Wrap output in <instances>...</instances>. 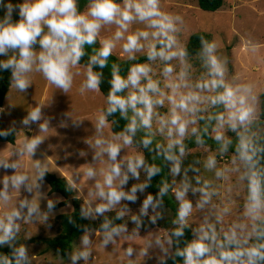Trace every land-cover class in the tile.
Masks as SVG:
<instances>
[{
	"label": "rangeland",
	"instance_id": "rangeland-1",
	"mask_svg": "<svg viewBox=\"0 0 264 264\" xmlns=\"http://www.w3.org/2000/svg\"><path fill=\"white\" fill-rule=\"evenodd\" d=\"M11 2L19 4L24 0ZM116 3L123 8L125 0H118ZM90 6V2H87L81 13L87 15ZM158 7L161 12L174 18L179 17L173 20L174 30L169 32L172 42L166 51L176 54L169 59L157 57L144 64L148 69L146 77H141L136 87L129 84L126 93L139 95V87L151 81L157 85L158 91L148 92V95L153 100H162V103H153L148 127L140 123V117L132 108H127L126 115L130 122L133 118L136 119L137 131L149 133L155 139L162 153L171 154L179 148L181 151L174 155L177 162L182 163L189 156L200 155L196 171H190L184 176L172 174L168 194L178 211L181 205V199L177 198L178 191H183L182 199L191 204L188 214L183 219L180 218L193 231L191 243L204 233L208 234L204 243L209 251L201 257L203 261L209 256L217 257L219 231L223 221L241 224L244 220L264 219V199H260L262 206L258 210H249V171L245 160L231 152L232 147L244 145L254 136H264V122L260 121L256 105L258 94L264 93V0H224L223 6L214 12L202 10L197 0H158ZM15 14L17 13L14 11L13 22ZM126 23V28H121L115 21L101 22L96 34L101 45L105 40H111L114 46L110 53L121 59H132L148 53L164 38L153 36L156 29L150 27L147 21L134 18ZM42 28L47 29L46 26ZM117 31L122 33L119 38L115 36ZM142 31L148 32V36L139 37L140 46L125 51L123 45L127 36ZM196 32L212 35L215 48L211 55L220 64L222 76L210 72L209 60L205 61L199 55L187 57L184 54L189 37ZM32 49L37 54L42 51L38 42L32 45ZM10 57H18V51L9 49L0 55V61H6ZM166 68L171 71H166ZM88 70L89 67L78 63L71 66L72 82L65 91L48 81L34 63L32 70L26 74L31 87L21 91L11 83L0 112L3 125L15 129L20 136L38 138L53 160H63V166L75 160H86L87 157L99 159L108 156L103 151L108 143L118 144V152L124 158L128 157L127 161L137 156L144 158L138 148L124 143V136L112 132L111 123L104 113V109L109 106L108 98L98 87H84ZM213 79L222 80L238 96H244L245 106L250 108L245 121L230 118L235 109L212 102L223 91L222 87L210 86L209 82ZM205 84L209 86L204 87ZM189 94L195 99L187 102L188 109L185 110L176 108L169 99L172 97L178 101L181 96ZM37 107L40 109V118L24 123L28 114ZM136 108L144 110V105L138 103ZM173 109L185 124L182 136L176 132V126L169 122L174 114ZM101 115L105 117V123L98 126ZM27 128L33 132L26 131ZM207 128L212 138L217 139L219 136L218 140L225 142V150L197 143L199 135ZM113 135L115 138H112ZM98 140L102 143L97 144ZM113 140L119 141L115 143ZM30 155L35 161L42 157L37 150L31 151ZM210 158L214 160L212 166L208 165ZM46 162H42V169L58 173L54 165ZM13 164L14 168L3 166ZM127 164L128 162L124 175L130 178L123 192L134 195L135 199L123 198L125 211L115 212L129 224L131 231L83 232L74 238L73 250L66 258H62L44 239L59 234L56 217L71 212L72 206L48 211L49 205L60 202L64 196L60 193L51 194L50 186L45 181L37 185L40 171L34 162L25 159L9 161V158H4L0 161V193H4L7 199L0 196V220H4L5 215L13 210L19 213V218L14 219L16 227L13 237L3 244H16L18 248L23 246L26 251L25 264H161L172 254L169 233L174 223V211L171 208H158L153 202L143 209L144 201L149 197L141 167L143 163L137 168L136 176L127 171ZM17 175H23L25 180L19 185H13L12 177ZM140 185L144 187L141 188ZM133 187H136L134 193ZM77 196L84 203V197L79 191ZM21 204L24 206L21 207ZM29 208L33 211L29 212ZM104 213L106 212L99 216ZM84 214L91 220L99 218L87 206L84 207ZM85 235L89 240L87 246L82 244ZM85 247L88 250L87 259L81 257L73 262L72 256Z\"/></svg>",
	"mask_w": 264,
	"mask_h": 264
},
{
	"label": "clouds",
	"instance_id": "clouds-1",
	"mask_svg": "<svg viewBox=\"0 0 264 264\" xmlns=\"http://www.w3.org/2000/svg\"><path fill=\"white\" fill-rule=\"evenodd\" d=\"M0 55L5 54L9 49L18 51V57H10L6 61H0V70L11 69L12 83L15 87L21 91L27 89L29 81L26 74L32 70L33 64L36 63L37 70L40 71L43 76L65 91L71 86L72 76L70 73V67L77 64L80 57L83 55V45L92 44L96 37L97 31L100 28L101 22L115 21L121 28H126L128 21L132 19H138L141 21H147L148 25L155 28L156 31L152 33L153 36H161L166 38L161 40L163 45L159 50L153 47L149 52V57L154 58L159 56L163 59H169L170 56L176 53H166L165 48L170 47L172 37L169 32L174 30V19L179 17H172L171 15L161 12L158 7V0H125L124 7L121 8L116 0H91V6L87 15L78 13L76 8V0H24L23 3L13 4L11 0H0ZM16 12L20 17L18 21H12L13 12ZM91 17V18H89ZM42 26H46L47 33L41 35ZM122 35L120 31L115 33V36L119 38ZM148 32L142 31L138 34H129L126 39V43L123 45L125 51H131L138 48L139 37H147ZM39 38V39H38ZM39 43L42 51L38 54L34 53L32 45ZM114 44L111 40H105L102 47L99 49L96 55L90 58V64H98L103 67L105 59L110 55V52ZM215 48L214 43H209L205 46V50L210 54L208 57L209 64L212 72L216 76H222V69L218 63L216 57L211 55ZM166 71H171L170 68H166ZM148 69L143 65L133 66L126 78H122L120 75L113 73L111 80V90L108 94L109 107L107 112L110 114L119 110L123 114L127 108H132L137 116L140 117V123L148 127L150 126V117L152 113L153 103H162V100H153L152 96L148 95V92L155 93L158 91L157 85L149 81L145 86L139 87L138 92L129 94L128 96L117 95L122 89L126 88L129 84L136 87L139 84L141 77H146ZM87 79L84 82V87L89 89H95L99 84V77L95 74L91 68H89ZM210 86L213 88L222 87L223 91L216 95L212 102L223 104L226 108L235 109L231 113L230 118L238 120L240 122L245 121L249 114L250 108L245 106V98L243 95H237L236 92L227 85L223 84V81L213 79L210 82ZM198 87L201 85H197ZM208 87L209 84L203 85ZM247 90V89H246ZM170 101L176 108L182 110L188 109V101L195 99L191 94L187 96H181L177 101L172 97H169ZM144 105V110L136 108L137 104ZM174 114L170 119V123L176 126V132L182 136L185 131V124L181 121L179 115ZM40 118V109L37 107L28 114V119L24 123H28V120L36 121ZM222 119V117H218ZM105 123V117L101 115L98 119V126H102ZM136 119L133 118L127 125V131L134 133L136 130ZM235 127V125H232ZM43 128V125H41ZM171 131V130H170ZM0 135L5 133L0 132ZM220 137L217 136V139ZM39 142L38 138L27 142L24 145L25 150L31 152ZM131 137L124 136V143H130ZM148 141H145L147 143ZM102 143L97 141V144ZM179 143V141H176ZM171 147V144L169 145ZM108 154L110 160H115L119 151L118 144L108 143L107 147L103 149ZM168 159H173L169 156ZM241 158L245 161H251V156L248 154L246 146L242 145ZM143 163L141 156L130 158L127 164V171L132 176L137 175V168ZM214 164L213 159H209L208 165ZM4 167H15V165H3ZM158 169H149V175H152ZM174 171H178V167L174 168ZM88 175H95L92 169L88 170ZM119 177V184H124L128 176L121 175L120 166L113 164L110 170L104 175L103 184L107 186V191L97 183L96 187L98 195L107 200V204L98 205L96 212H103L108 206L118 202L122 197L128 200H134V195H128L117 188L113 187L114 178ZM25 180L23 175H17L12 177L13 185H19ZM139 187L143 188L144 185ZM136 191V187L132 188V192ZM164 189H161L163 192ZM4 199L7 196L4 193H0ZM183 191L177 192V198L181 199V205L178 215L183 219L189 212L191 204L189 201L183 200ZM251 201L250 211L255 212L262 206V202L259 197V189L256 181H250V196ZM152 202V197L149 196L143 204V209H146L149 203ZM24 205L21 204V207ZM51 206V205H49ZM142 209V210H143ZM33 209L29 208V212ZM19 218V213L13 210L5 215L4 220H0V244L6 242L13 237V232L16 227L14 219ZM107 227V225H105ZM117 229L113 228L112 232H116ZM181 235L179 231L175 233ZM111 233L109 234V238ZM208 238V234L204 233L199 239L193 241L182 251L177 254L184 257V264H235V261L241 255H247L248 264H254L256 258H264V252H261V245L259 248L253 247L247 249L246 252L240 251H221L219 258L215 256H209L207 259L201 261V257L209 251L208 246L204 243V240ZM89 243L88 237L85 235L82 238V244L87 246ZM16 264H25L26 251L23 246L14 250ZM87 259L88 250L85 247L79 253L72 256V261L75 262L78 258ZM0 264H8L6 258H0Z\"/></svg>",
	"mask_w": 264,
	"mask_h": 264
},
{
	"label": "trees",
	"instance_id": "trees-1",
	"mask_svg": "<svg viewBox=\"0 0 264 264\" xmlns=\"http://www.w3.org/2000/svg\"><path fill=\"white\" fill-rule=\"evenodd\" d=\"M118 0H116L117 2ZM199 7L204 11L214 12L219 10L224 0H197ZM91 0H76L77 12L81 13L84 5ZM2 16V11H0ZM167 43L166 38H163ZM209 43H213L212 35L205 32L193 33L186 44L184 54L187 57L199 55L205 61H208V52L205 50V46ZM171 46V45H170ZM102 47L99 38L96 36L92 44L83 45V55L77 62L79 65L87 66L98 75L99 84L98 88L108 98V94L111 90V80L113 73L120 75L122 78H126L130 69L136 65H144L154 58L149 57V52L134 57L132 59H121L120 57L110 53L105 59L103 67L98 64H90V58L96 55L99 49ZM155 49L159 50L163 47L160 43L155 44ZM170 47H166L165 52ZM212 73V71H210ZM12 77L11 69L0 70V108L5 104L7 93L11 87ZM127 88V87H126ZM126 88L122 89L117 95L128 96ZM259 110L260 121L264 122V93H260L257 96L256 102ZM109 107V106H108ZM104 109V113L107 120L111 123V130L115 135L130 136V144L133 147L138 148L144 155L142 171L144 173L145 189L149 196L152 197V202L158 208H171L174 211V223L170 228V239L172 243V254L165 259L161 264H184V257L178 255L179 251L186 248L192 241L194 236L192 229L188 224H184L178 215V207L169 197V188L172 183V174H180L182 176L187 175L190 171H196V166L199 162V154L189 156L182 163L177 162L174 159V155L181 150L178 148L171 154H164L159 151L158 144L155 139L149 133H141L135 130L134 133L127 131V125L130 123L129 118L126 115V111L121 114L119 110L108 113L107 108ZM0 132L5 135H0V141L14 144L18 138L17 131L13 128L5 127L2 123L0 114ZM145 141H148L145 143ZM197 143H201L212 148H219L221 150L226 149L225 142L223 140L214 139L210 136V131H203L197 140ZM192 145V144H191ZM243 146H246L248 154L251 156V161H245V164L249 171L250 181H256L259 189L260 199H264V136H254ZM242 145H237L231 148V152L238 156H241ZM173 157L168 159L167 157ZM128 162V161H127ZM126 162V163H127ZM125 163V167H126ZM178 167V171H174V168ZM158 169L152 175H149V169ZM40 177L38 182H47L50 186V193H60L64 196V199L58 203H53L47 208L48 211L56 210L67 205L72 206V211L69 213H63L56 217L59 222V234L52 238H45V243L53 248L60 257L66 258L68 254L73 250V240L79 234L92 231H109L112 232L113 228L117 231H131L129 224L122 218V216L115 211H109L96 220H91L85 217L84 203L77 196V191L74 186L66 180L64 177H59L56 174L50 173L39 167ZM125 174V169H124ZM130 178V177H129ZM127 179V181L129 180ZM127 181L123 184L124 189ZM250 186V182H249ZM123 189V191H124ZM161 189H164L161 192ZM107 225V227H105ZM179 231L181 235L175 233ZM264 245V219L259 221L244 220L241 224L228 223L226 220L220 225L219 240L217 248V258L221 251H240L246 252L247 249L256 247L259 248ZM18 248V245H4L0 244V258H6L8 264H16L14 250ZM264 252V248L260 249ZM235 264H248L247 255H241ZM254 264H264V258H256Z\"/></svg>",
	"mask_w": 264,
	"mask_h": 264
},
{
	"label": "crops",
	"instance_id": "crops-1",
	"mask_svg": "<svg viewBox=\"0 0 264 264\" xmlns=\"http://www.w3.org/2000/svg\"><path fill=\"white\" fill-rule=\"evenodd\" d=\"M28 86L30 87L32 86L30 82ZM2 108H0V112ZM26 131L33 132V130L29 128H27ZM17 135L18 138L14 144L0 141L1 142L0 161H2L4 158H9V161L25 159L28 160V162L31 161L34 162V165L36 167H41V168H43L42 162L47 161L46 163L54 165V167L58 170V173H56V175L66 177L69 180V182L73 184V186L77 189V191H79V193L84 197V203H85L84 207L85 208L86 206L87 208L89 207L92 211H94L96 216H99L100 213L108 212V211H118V212L125 211V209L123 208V197H122L118 202L108 206L103 212H99V213L96 212V208L98 205L107 204V200L98 195V190L96 185L97 183L101 184V186L105 188V191H107V186L103 184L104 175L110 170L113 164H118L120 166L121 175L123 176L125 163L127 162L128 157L124 158V156L118 152L116 159L114 161L110 160L108 156L101 157L99 159H93L87 157L86 160H82V161L75 160L74 162L65 164V166H63L61 163L63 162L62 159L58 161L53 160L50 157V155L47 154V152L45 151L44 147L42 146V143L38 142L33 150H37L40 153V155H42V157H38L37 158L38 161H35L32 159L30 155L31 152L25 150L24 148V145L27 142H30L31 140L35 139V137H32L30 135L20 136L19 133H17ZM122 136H117V137H122ZM112 138H115V136L113 135ZM113 141L117 143L119 140L117 141L113 140ZM89 169H92L95 175L89 176L88 175ZM119 179H120L119 177L114 178L113 187L123 192L124 186L123 184H119ZM38 183L41 182H38L37 180V185Z\"/></svg>",
	"mask_w": 264,
	"mask_h": 264
},
{
	"label": "water",
	"instance_id": "water-1",
	"mask_svg": "<svg viewBox=\"0 0 264 264\" xmlns=\"http://www.w3.org/2000/svg\"><path fill=\"white\" fill-rule=\"evenodd\" d=\"M19 19H20V17H19L17 14H15V15H14V22H15V21H18ZM46 33H47V29L42 28V33H41V35L46 34Z\"/></svg>",
	"mask_w": 264,
	"mask_h": 264
}]
</instances>
